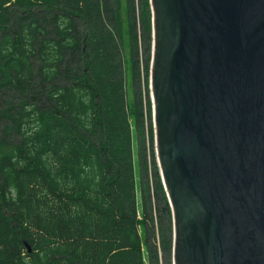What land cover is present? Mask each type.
Wrapping results in <instances>:
<instances>
[{
  "label": "trees",
  "instance_id": "16d2710c",
  "mask_svg": "<svg viewBox=\"0 0 264 264\" xmlns=\"http://www.w3.org/2000/svg\"><path fill=\"white\" fill-rule=\"evenodd\" d=\"M150 34L149 0H0V264H168L171 209L154 159L156 209L145 167L138 204L125 93L124 44L135 80Z\"/></svg>",
  "mask_w": 264,
  "mask_h": 264
},
{
  "label": "water",
  "instance_id": "95a60500",
  "mask_svg": "<svg viewBox=\"0 0 264 264\" xmlns=\"http://www.w3.org/2000/svg\"><path fill=\"white\" fill-rule=\"evenodd\" d=\"M173 264H264V0H149Z\"/></svg>",
  "mask_w": 264,
  "mask_h": 264
},
{
  "label": "rangeland",
  "instance_id": "374dc122",
  "mask_svg": "<svg viewBox=\"0 0 264 264\" xmlns=\"http://www.w3.org/2000/svg\"><path fill=\"white\" fill-rule=\"evenodd\" d=\"M151 35V34H150ZM139 44V51H138V59H139V64H140V71H139V76L135 77V80H133L131 70H130V61H129V52H128V47H127V41L124 44V52H123V59H124V73H125V93H126V99H127V109L129 114L132 113L133 109V100L134 96H140L141 95V104H142V125H141V130L143 134V139L141 138V134L139 136H136V129H135V123L134 120L131 119V128L132 129V137H133V142H132V147H133V164H134V170H135V178H136V187H137V201L140 206V181H141V173L140 168H146L147 170V184L149 187L150 191V196L152 199L153 203V208H154V194H153V167H152V161L154 159L156 163V168H157V173L159 174L158 171V165L156 161V154H155V143H154V130H153V111H152V104L149 98V75H148V70H149V65L145 66V61L142 56V46L143 42L142 40H138ZM149 50H151V42L149 40ZM149 60V59H148ZM151 64V60L148 61ZM146 71H147V76H146ZM134 82H137V90L139 89L140 95L135 94L136 93V88L134 86ZM138 99V98H136ZM150 101V105H149ZM133 116V113H132ZM143 140L144 143V148L143 150H140L139 152V142ZM146 157V158H145ZM147 161V164L144 163ZM143 171V170H142ZM160 176V174H159ZM143 177V176H142ZM143 182H146L144 177L142 178ZM163 186V185H162ZM168 201V200H167ZM169 204V203H168ZM156 209V206L155 208ZM140 210V207H139ZM154 213V212H153ZM172 218V217H171ZM156 242H157V237H156ZM171 247H170V252L172 253V245H173V221L171 222ZM143 246V254L146 256V251H145V245L142 244ZM170 253V258L169 261L167 262L168 264H173L172 261V254ZM158 262L159 264H165V259L163 253L158 249Z\"/></svg>",
  "mask_w": 264,
  "mask_h": 264
},
{
  "label": "built area",
  "instance_id": "2783aa9c",
  "mask_svg": "<svg viewBox=\"0 0 264 264\" xmlns=\"http://www.w3.org/2000/svg\"><path fill=\"white\" fill-rule=\"evenodd\" d=\"M152 104V103H151ZM152 111H153V109H152ZM153 114V113H152Z\"/></svg>",
  "mask_w": 264,
  "mask_h": 264
}]
</instances>
